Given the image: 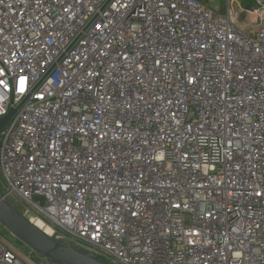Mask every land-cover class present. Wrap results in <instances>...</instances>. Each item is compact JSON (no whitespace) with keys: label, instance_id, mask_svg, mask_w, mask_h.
I'll return each instance as SVG.
<instances>
[{"label":"built area","instance_id":"obj_1","mask_svg":"<svg viewBox=\"0 0 264 264\" xmlns=\"http://www.w3.org/2000/svg\"><path fill=\"white\" fill-rule=\"evenodd\" d=\"M213 1L0 0L2 197L106 264H264V0Z\"/></svg>","mask_w":264,"mask_h":264},{"label":"water","instance_id":"obj_2","mask_svg":"<svg viewBox=\"0 0 264 264\" xmlns=\"http://www.w3.org/2000/svg\"><path fill=\"white\" fill-rule=\"evenodd\" d=\"M53 70V69H52ZM10 110L0 118L2 128L14 113ZM0 224L11 236L33 250V255L47 259L50 264H106L94 253L68 246L49 236L26 217L14 205L0 194Z\"/></svg>","mask_w":264,"mask_h":264},{"label":"rangeland","instance_id":"obj_3","mask_svg":"<svg viewBox=\"0 0 264 264\" xmlns=\"http://www.w3.org/2000/svg\"><path fill=\"white\" fill-rule=\"evenodd\" d=\"M219 3H220V0H215L213 2H210V6L212 7V6H215ZM254 16L255 15H250V17H252V19ZM0 188H1V185H0ZM0 237L3 238V240L5 242L9 243L13 247L19 248L23 252V256L25 259H27V260L29 259L31 262H34L35 264H50V262L47 259H45L41 256H38V255H32L33 250L30 247L22 244L20 241L15 239L13 236H11L9 234V232L3 228L2 225H0ZM82 249H84V248H82Z\"/></svg>","mask_w":264,"mask_h":264},{"label":"bare ground","instance_id":"obj_4","mask_svg":"<svg viewBox=\"0 0 264 264\" xmlns=\"http://www.w3.org/2000/svg\"><path fill=\"white\" fill-rule=\"evenodd\" d=\"M34 224H35L36 226L40 227L41 229H43V226H42V224H41L39 221L35 222ZM45 229H46V231L49 232V229H47V228H45Z\"/></svg>","mask_w":264,"mask_h":264},{"label":"trees","instance_id":"obj_5","mask_svg":"<svg viewBox=\"0 0 264 264\" xmlns=\"http://www.w3.org/2000/svg\"><path fill=\"white\" fill-rule=\"evenodd\" d=\"M99 257V256H98ZM105 261V260H104Z\"/></svg>","mask_w":264,"mask_h":264}]
</instances>
